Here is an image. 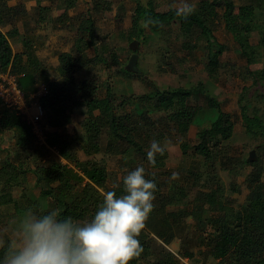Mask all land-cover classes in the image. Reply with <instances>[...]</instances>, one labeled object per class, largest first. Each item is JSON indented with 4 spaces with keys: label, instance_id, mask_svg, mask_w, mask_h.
I'll list each match as a JSON object with an SVG mask.
<instances>
[{
    "label": "trees",
    "instance_id": "trees-1",
    "mask_svg": "<svg viewBox=\"0 0 264 264\" xmlns=\"http://www.w3.org/2000/svg\"><path fill=\"white\" fill-rule=\"evenodd\" d=\"M9 1L0 0V73L16 75L28 96L37 91L40 82L46 83L48 92L39 100L44 122L52 130L46 132V144L38 145L23 117L12 109L0 108V150L6 153L0 160V208H13L18 215L28 210L42 215L58 209L62 219L70 216L80 224L90 222L103 203L102 192L115 191L118 197L126 194L123 179L118 186H108L106 161L96 159L97 154L107 152L120 156L123 165L130 167L124 171L125 176L137 167H144L145 178L156 184L153 209L137 237L143 251L130 264H183L182 259L192 258L188 247L178 255L170 248L177 235L178 216L193 218L196 246L206 256L202 264H208L209 259H214L215 264H264V168L259 161L243 162L252 170L245 179L246 201L239 206L226 197L224 186L214 176L215 187L197 192L188 210L174 212L171 207L188 201L192 195L190 188L184 186L177 195L166 192L167 182L171 180L166 170L167 139L186 135L197 126L193 142H181L182 152L194 154L212 165L216 154L221 153L234 133L235 124L223 109V103L202 82L166 89L151 83V91L147 93L118 95L109 81L100 85L98 79L79 80V74L91 72L97 66L110 70L120 64L117 49L99 42L91 15L77 20L72 48L59 55L57 78L50 77L30 40H24L23 51L13 50L10 36L19 33L16 23L22 19V11L20 5L12 6ZM235 1L201 0L187 18L177 16L175 8L159 10L154 0L137 1L127 39L144 41L149 33L161 35L176 25L187 46L203 52L207 74L215 78L228 51L215 36L222 23L247 65L258 64L264 56V0H239V5ZM49 2L50 6L38 2L42 19L54 8L64 9L62 18L66 17L75 5L74 0ZM111 7L109 2L95 4L97 11ZM4 28L11 30L5 32ZM119 71L130 81L141 78L124 66ZM249 74L254 87L264 88V68ZM257 91L255 97L243 94L239 106L246 133L262 139L261 151H264V118L252 104L253 100H262L264 93ZM94 99L98 100V113L89 110L80 131L69 133L66 127L74 110L88 106ZM7 133L11 134L12 144L3 149L1 141ZM153 140L165 148L163 155L157 154L155 166L147 160ZM80 151L87 160L80 158ZM29 173L36 178L39 195L28 192ZM188 176L196 174L189 171ZM17 189L22 191L19 198L14 196ZM5 211L2 215H6ZM11 243L6 239L0 247V264Z\"/></svg>",
    "mask_w": 264,
    "mask_h": 264
},
{
    "label": "rangeland",
    "instance_id": "rangeland-1",
    "mask_svg": "<svg viewBox=\"0 0 264 264\" xmlns=\"http://www.w3.org/2000/svg\"><path fill=\"white\" fill-rule=\"evenodd\" d=\"M43 6H50L49 0H10L12 6L20 5L22 19L16 23L19 31L18 35L10 36V43L15 52L24 50V40L31 41L36 56L44 64L45 70L50 77L57 78V67L59 66V55L71 50L77 20L81 16H92L96 22L97 38L99 42L107 43L109 47L117 49L120 53L119 65H114L113 69L95 67L91 72L79 74L78 79L91 78L102 82L109 81L114 85L118 95L144 94L151 91V83L156 84L162 89L176 88L180 86L196 85L202 82L204 87L216 96L222 103L223 109L231 115L235 124L233 136L225 142L221 153H217L212 165L194 154H183L181 142H193L197 126H193L190 132L179 137H169L164 144L168 150L166 170L172 176L173 172L179 173V178L171 179L167 184L169 187L166 192L170 195L184 186L190 188L191 197L188 201L180 202L171 207L174 212H182L189 209V202L197 192L201 190L209 191L215 187L212 181L213 176L219 178L225 188V195L232 200L235 205L244 204L248 194L245 179L252 170L251 166H245V159L259 161L264 168V151H261L262 139H255L246 133L241 119L239 99L243 94L248 97H255V94L264 88L257 85L249 74V71L264 68V56L258 64L247 65L246 61L240 56L238 47L232 35L221 23L215 31L217 40L228 47V51L223 57V66L218 76L211 78L208 76L205 65L206 59L202 51L187 46L184 38L180 34L178 27L173 25L161 35L149 33L147 39L139 41L136 51L130 48L133 40L128 41L127 34L131 28L132 15L137 1L147 3L148 0H74L75 5L68 11L67 16L62 18L64 9L54 8L49 12L46 19L39 16L38 2ZM109 2L111 9L96 10V2ZM201 0H154L157 8L161 11L181 6L182 3L191 4L194 9ZM236 5L240 4L236 0ZM238 10V9H236ZM61 16V18H60ZM5 32L11 28H4ZM137 53L136 64L132 65L131 71L140 74L141 78L133 81L125 79L119 71L122 66L128 68L131 56ZM94 52L91 53L93 57ZM264 55V54H263ZM46 85L40 82L38 87ZM254 87V88H251ZM244 88H249L244 92ZM34 94V93H33ZM253 106L260 110L264 118V98L253 100ZM33 108L32 111H35ZM98 113V100L94 99L88 106L78 107L72 113V121L66 127L69 133L73 134L80 131L81 124L87 117V112ZM46 125V124H45ZM51 131L50 127L46 131ZM47 131V132H48ZM11 134L7 133L1 141L3 149L9 148L12 144ZM38 145L40 142L37 141ZM219 152V151H218ZM52 153L58 155L56 151ZM6 153L0 150V160L5 158ZM82 160L88 157L79 152ZM96 159L106 161L108 167V186H118L125 176V170L130 167L123 165L120 156L101 152L96 155ZM245 167V168H244ZM33 168V166H31ZM192 171L196 176H188ZM264 179V176H263ZM28 192L39 195V188L36 186V178L29 173L26 178ZM22 195L21 189L14 193L16 198ZM6 210V211H5ZM6 215H2V212ZM178 214V213H177ZM23 215L15 214L13 208H0V247L6 239L13 241L18 239L16 233L18 224ZM176 228V238L170 248L178 255L188 247L193 257L182 259L183 264H202L206 258L205 254L196 245V226L192 217L181 219ZM214 259H209L208 264H215Z\"/></svg>",
    "mask_w": 264,
    "mask_h": 264
},
{
    "label": "clouds",
    "instance_id": "clouds-1",
    "mask_svg": "<svg viewBox=\"0 0 264 264\" xmlns=\"http://www.w3.org/2000/svg\"><path fill=\"white\" fill-rule=\"evenodd\" d=\"M189 3L177 7L176 15L187 18L194 12ZM165 148L153 140L147 150L155 166ZM137 167L123 178L125 193L102 192L103 203L90 222L80 224L72 217L60 218L58 209L37 215L28 210L20 219L3 264H130L143 251L139 237L153 209L156 184ZM179 178L173 172L171 179Z\"/></svg>",
    "mask_w": 264,
    "mask_h": 264
},
{
    "label": "built area",
    "instance_id": "built-area-1",
    "mask_svg": "<svg viewBox=\"0 0 264 264\" xmlns=\"http://www.w3.org/2000/svg\"><path fill=\"white\" fill-rule=\"evenodd\" d=\"M48 92L46 85L38 87L34 94L28 96L19 86L18 78L11 73H0V108L12 109L23 117L31 127L36 140L46 144V128L44 110L40 104V97ZM36 108L35 111H32ZM46 124V125H45Z\"/></svg>",
    "mask_w": 264,
    "mask_h": 264
},
{
    "label": "water",
    "instance_id": "water-1",
    "mask_svg": "<svg viewBox=\"0 0 264 264\" xmlns=\"http://www.w3.org/2000/svg\"><path fill=\"white\" fill-rule=\"evenodd\" d=\"M138 45H139V41L134 40L133 42H131V44H130V48H131L132 50L136 51L137 48H138ZM136 58H137V53L135 52V53L131 56V59H130V61H129V63H128V69H129V70H131L132 65L136 64ZM249 160H251V159H249Z\"/></svg>",
    "mask_w": 264,
    "mask_h": 264
}]
</instances>
